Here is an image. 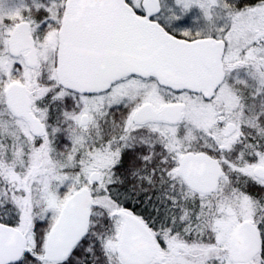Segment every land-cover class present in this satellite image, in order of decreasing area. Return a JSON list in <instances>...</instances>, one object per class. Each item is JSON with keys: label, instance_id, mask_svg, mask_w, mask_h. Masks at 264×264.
Listing matches in <instances>:
<instances>
[{"label": "snow or ice", "instance_id": "6c2138e0", "mask_svg": "<svg viewBox=\"0 0 264 264\" xmlns=\"http://www.w3.org/2000/svg\"><path fill=\"white\" fill-rule=\"evenodd\" d=\"M0 264H264V0H0Z\"/></svg>", "mask_w": 264, "mask_h": 264}]
</instances>
